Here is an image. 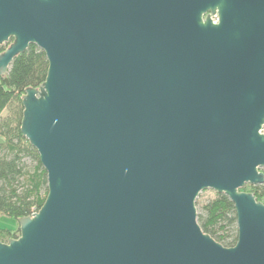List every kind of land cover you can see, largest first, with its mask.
<instances>
[{
	"label": "water",
	"instance_id": "water-1",
	"mask_svg": "<svg viewBox=\"0 0 264 264\" xmlns=\"http://www.w3.org/2000/svg\"><path fill=\"white\" fill-rule=\"evenodd\" d=\"M11 41V42H10ZM0 78L35 45L48 67L20 132L41 208L0 264H264V0H0ZM235 207L226 248L197 222Z\"/></svg>",
	"mask_w": 264,
	"mask_h": 264
},
{
	"label": "trees",
	"instance_id": "trees-1",
	"mask_svg": "<svg viewBox=\"0 0 264 264\" xmlns=\"http://www.w3.org/2000/svg\"><path fill=\"white\" fill-rule=\"evenodd\" d=\"M47 67L44 52L30 45L12 60L5 77L7 84L0 78V215L15 221L37 212L47 195L46 172L38 153L20 132L22 97L27 88H38L44 82ZM26 159L32 164L28 165ZM260 171L264 173V169ZM242 191L264 203V184L246 185ZM195 206H199L197 222L202 231L223 247H233L237 241L234 204L216 193L203 203L196 200ZM18 235V223L14 229L0 228V242L6 243Z\"/></svg>",
	"mask_w": 264,
	"mask_h": 264
},
{
	"label": "rangeland",
	"instance_id": "rangeland-1",
	"mask_svg": "<svg viewBox=\"0 0 264 264\" xmlns=\"http://www.w3.org/2000/svg\"><path fill=\"white\" fill-rule=\"evenodd\" d=\"M5 114H6V112L3 113V115H5ZM26 161H27L28 165L32 164L30 159H26ZM244 192H246V191H244ZM215 194L216 193L212 190H204V191L199 193L196 200H198L199 203H203L205 201H208V200L214 198ZM198 213H199V206H198V210H197V214ZM15 227H17V221H15L12 218L0 215V228H2V229H14Z\"/></svg>",
	"mask_w": 264,
	"mask_h": 264
},
{
	"label": "flooded vegetation",
	"instance_id": "flooded-vegetation-1",
	"mask_svg": "<svg viewBox=\"0 0 264 264\" xmlns=\"http://www.w3.org/2000/svg\"><path fill=\"white\" fill-rule=\"evenodd\" d=\"M10 42H11V41H10ZM10 42L7 43V44H5V45H3V46H1V47H4V49H5L6 47H8V45L10 44Z\"/></svg>",
	"mask_w": 264,
	"mask_h": 264
},
{
	"label": "crops",
	"instance_id": "crops-1",
	"mask_svg": "<svg viewBox=\"0 0 264 264\" xmlns=\"http://www.w3.org/2000/svg\"><path fill=\"white\" fill-rule=\"evenodd\" d=\"M16 228V227H15Z\"/></svg>",
	"mask_w": 264,
	"mask_h": 264
}]
</instances>
